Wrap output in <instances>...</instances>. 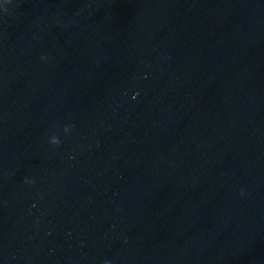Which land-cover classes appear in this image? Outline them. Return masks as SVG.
I'll use <instances>...</instances> for the list:
<instances>
[{
    "label": "water",
    "instance_id": "95a60500",
    "mask_svg": "<svg viewBox=\"0 0 264 264\" xmlns=\"http://www.w3.org/2000/svg\"><path fill=\"white\" fill-rule=\"evenodd\" d=\"M0 264H264V0H12Z\"/></svg>",
    "mask_w": 264,
    "mask_h": 264
},
{
    "label": "clouds",
    "instance_id": "9594fccd",
    "mask_svg": "<svg viewBox=\"0 0 264 264\" xmlns=\"http://www.w3.org/2000/svg\"><path fill=\"white\" fill-rule=\"evenodd\" d=\"M12 3V0H0V14L4 13L5 10L11 5ZM46 57L44 56H41L40 57V60L41 62H45L46 61ZM71 127L70 126H66L65 129H64V132L66 135H69L71 133ZM48 144L53 147V148H56V147H59V141L55 138H52V139H48ZM23 183L31 186V184L33 183L31 180L25 178ZM241 195H243V192L240 193Z\"/></svg>",
    "mask_w": 264,
    "mask_h": 264
}]
</instances>
